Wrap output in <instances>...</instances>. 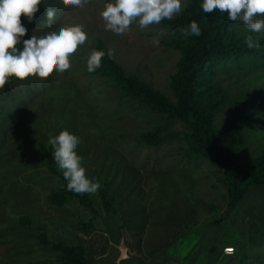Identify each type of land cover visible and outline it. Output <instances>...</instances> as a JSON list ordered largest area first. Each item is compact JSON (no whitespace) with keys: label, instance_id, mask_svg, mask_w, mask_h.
Masks as SVG:
<instances>
[{"label":"rangeland","instance_id":"rangeland-1","mask_svg":"<svg viewBox=\"0 0 264 264\" xmlns=\"http://www.w3.org/2000/svg\"><path fill=\"white\" fill-rule=\"evenodd\" d=\"M111 2L89 0L73 7L52 0L51 28L47 21L21 17L27 29L21 50L32 35L61 27L82 25L87 39L71 54L64 73L9 78L0 89V264H58L60 253L39 240L43 232L53 242L84 248L90 264H264V188L249 189L228 216L223 170L204 157L189 159V145L179 136L184 124L174 122L159 146L142 143L140 136L153 131L162 116L136 109L110 79L88 72L87 60L102 42L106 51L114 50L111 59L127 75L177 104L172 83L185 54L165 45L173 34L157 24L141 28L138 21L122 35L107 30L101 13ZM190 3L181 0L173 18ZM231 22L243 42L264 36L242 21ZM207 82L225 94L215 131L233 122L237 105L246 119L244 144L236 154L246 165L264 150V67L230 63L215 67ZM209 97L210 92L201 95L194 106L206 108ZM63 130L80 138L76 151L86 175L101 185L91 198L94 214L77 203L59 207L49 201L61 182L49 171L41 148H52L49 139ZM55 168L60 171L56 162ZM100 190L107 195V210ZM83 222L92 228H82ZM227 247L235 254L226 255Z\"/></svg>","mask_w":264,"mask_h":264},{"label":"trees","instance_id":"trees-1","mask_svg":"<svg viewBox=\"0 0 264 264\" xmlns=\"http://www.w3.org/2000/svg\"><path fill=\"white\" fill-rule=\"evenodd\" d=\"M190 2V6L181 16L164 19L157 24L169 29L173 34V38L164 41L165 45L185 54L173 77L172 89L177 99L176 105L171 104L167 97L154 91L137 77L127 75L119 64L108 58L102 42L98 43L97 51H104L106 55L102 58L101 67L92 73L107 77L113 85L125 91L136 109H151L162 116L160 124L153 131L140 136L142 143L151 147L159 146L169 138L167 132L174 122L181 121L184 124L186 131L179 136L189 145V159L204 157L223 170V181L228 190L226 214L230 216L249 189L256 186L264 188V150L246 165L237 162L236 154L244 144L243 130L246 119L237 105L234 108L233 122L215 131V113L225 94L214 90L208 84V74L215 67L241 61L252 67H264V36L254 41L259 47L250 49L245 42L237 38L227 12L222 13L215 9L206 14L202 8L203 0ZM52 6V0H48V4L42 0L31 23L47 21V7ZM192 21L197 22L201 35H189L185 38L181 29H190ZM208 92L210 97L207 107L194 106L193 100ZM41 150L49 171L61 182V186L49 197L51 204L65 207L77 203L89 212L96 213L92 194H77L67 190V181L62 171L55 168L52 148L42 147ZM99 195L107 210L106 193L100 190ZM81 227L86 230L92 228L84 222ZM39 240L43 246H50L60 253L58 264H90L86 251L81 246L53 242L46 232L39 236Z\"/></svg>","mask_w":264,"mask_h":264},{"label":"clouds","instance_id":"clouds-1","mask_svg":"<svg viewBox=\"0 0 264 264\" xmlns=\"http://www.w3.org/2000/svg\"><path fill=\"white\" fill-rule=\"evenodd\" d=\"M41 3L42 0H0V89L9 83L11 77L23 81L36 76L46 79L54 70L64 73L71 67V54L87 39L83 26L74 25L43 35L34 34L23 41L22 50L18 48L20 38L27 33L21 17H27L32 22ZM88 3L89 0H63L65 6L73 7H83ZM202 8L206 14L215 9L227 12L231 21H242L251 32L264 31V0H203ZM180 11L181 0H113L105 5L101 15L107 30L122 35L133 22L138 21L139 27L147 28L160 24L164 19H172ZM46 15L48 27L51 28L56 13L47 7ZM181 32L185 38L201 35L196 21L191 22L190 29H181ZM152 42L159 45L155 37ZM245 42L250 49L259 47L252 36H248ZM105 55L104 51L93 50L87 60L88 72L101 67ZM107 56L113 58L114 50L109 49ZM80 143V138L67 130L49 139L54 149L53 158L67 181V190L77 194H94L101 185L86 175V168L82 166L84 158L76 151Z\"/></svg>","mask_w":264,"mask_h":264},{"label":"built area","instance_id":"built-area-1","mask_svg":"<svg viewBox=\"0 0 264 264\" xmlns=\"http://www.w3.org/2000/svg\"><path fill=\"white\" fill-rule=\"evenodd\" d=\"M224 252L226 255L232 256L235 254V249H234V247H227V248H225Z\"/></svg>","mask_w":264,"mask_h":264}]
</instances>
